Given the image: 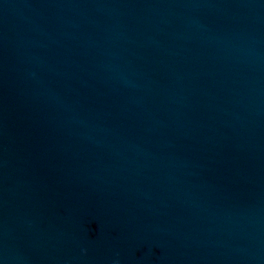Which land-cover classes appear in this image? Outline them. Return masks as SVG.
<instances>
[{
	"label": "water",
	"instance_id": "water-1",
	"mask_svg": "<svg viewBox=\"0 0 264 264\" xmlns=\"http://www.w3.org/2000/svg\"><path fill=\"white\" fill-rule=\"evenodd\" d=\"M0 264H264V0H0Z\"/></svg>",
	"mask_w": 264,
	"mask_h": 264
}]
</instances>
